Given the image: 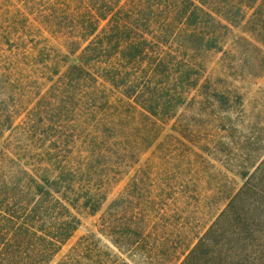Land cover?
<instances>
[{"label":"trees","instance_id":"16d2710c","mask_svg":"<svg viewBox=\"0 0 264 264\" xmlns=\"http://www.w3.org/2000/svg\"><path fill=\"white\" fill-rule=\"evenodd\" d=\"M5 1L0 139L18 137L15 144L6 138L0 150V264L54 262L80 228V217L99 213L124 171L164 142V167L152 162L137 169L104 211L98 231L108 244L84 238L68 258L128 264L122 257L154 254L165 259L157 264H253V242L264 228L258 223L264 222V160L260 176H250L199 236L172 224L178 215L169 207L176 178L195 176L202 162L197 140L208 138L193 116L177 121L180 110L197 96L198 109L207 101L229 105L242 96L228 79L263 77L264 0H14L11 10V0ZM241 27L246 37L226 51ZM235 51H243L246 70ZM33 96L38 104L28 110ZM48 143L71 148L66 165L57 167L54 158L41 164L46 154L33 151ZM76 145L100 154L80 162L71 156ZM114 154L129 168L107 163L93 169ZM241 200L245 206L237 208ZM170 230L176 236L171 248L163 237Z\"/></svg>","mask_w":264,"mask_h":264},{"label":"rangeland","instance_id":"374dc122","mask_svg":"<svg viewBox=\"0 0 264 264\" xmlns=\"http://www.w3.org/2000/svg\"><path fill=\"white\" fill-rule=\"evenodd\" d=\"M15 3L14 0H11L8 9L11 10ZM0 8H7L5 0H0ZM245 37L243 27L235 29L229 38L226 51L232 49V45L236 41ZM233 54L234 58L240 61L241 68L246 70L247 62L243 51L238 53L235 51ZM222 58L223 54H218L215 56V61H220ZM71 62L74 63V60ZM259 73L263 76L262 79L249 76L247 79L233 78L227 80L233 90H240L239 96H242V99L237 100L233 97L230 99L229 105L223 104L222 107L214 106V104L207 101L205 108L198 109L196 105L201 99L200 96H197L192 104V107H196V109L188 106V108L180 110L177 121L184 118L191 119L193 116V119L199 121L201 128L208 136L207 139L200 137L197 140L199 144H197V147L202 148L199 151V154L202 155V162L200 166L195 168V176L191 178L189 176H178L176 178L178 186L172 192L171 200H173L169 207L171 212H176L178 215L171 223L174 225L180 223L183 228L187 226L190 237L203 234L227 211L231 201L243 189L250 176H260L258 170L264 160V69L260 70ZM214 80L220 82L218 78H214ZM37 104V96L27 99L28 110L35 108ZM46 104L48 108H51L49 102ZM65 124V122L62 123V125ZM17 137L16 134L10 137L7 133L3 139H0V150L7 145L6 138L15 144L17 143ZM166 145L167 143L164 142L162 146L153 148L149 153L141 154L140 158L138 155L136 159H128V164H130L139 158L135 168L134 166L129 168L116 154L107 157L106 162L98 161L92 165L94 169L95 167L105 166L107 163L113 166L126 164L129 169L120 176V184L112 189L108 202L99 213L90 215L87 212L83 217H80L82 221L80 228L51 264H59L63 260L67 262L66 264H73L72 258H68V255L84 238L93 239L94 244H97V241L101 239L104 244H108L98 231L104 211L111 204L112 199L128 185L137 169L144 170L146 166L152 165V162L158 170L164 167L167 161L165 156L168 159L169 154ZM69 149L71 148L62 144L58 149H54L52 144L48 143L40 151H33V154L38 152L46 154V157L44 156L41 161V164L45 167L48 166L47 163L52 158H54L52 159L53 164L61 167L68 162ZM72 151V158H77L80 162H83V159L94 158L100 154L99 151H84L77 145ZM124 151L127 152L126 149ZM38 155L34 157L35 160H40ZM192 158L195 162L199 160L194 155H192ZM63 159L65 160L61 161ZM50 164L52 163L50 162ZM97 168L94 172L101 174L102 171L97 170ZM239 203L245 206L241 200L237 203V208H241ZM231 209L232 211L236 210V208ZM258 223L264 225L262 221H258ZM93 235L95 237H92ZM163 237L168 239L171 248V243L176 240L173 230L168 231ZM251 255L254 257L253 264H264V228H261V232L256 234ZM122 258L127 259L128 264H134V262L157 264L158 260H165L161 255L154 259V254L148 259L139 256L133 259L135 261L129 260L126 256ZM79 259L74 264H96V261H94L95 256H90V258L88 255L83 258L81 256ZM110 260L115 263V260ZM165 263L167 264V261H164ZM109 264L112 263L109 262Z\"/></svg>","mask_w":264,"mask_h":264}]
</instances>
